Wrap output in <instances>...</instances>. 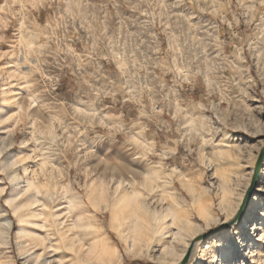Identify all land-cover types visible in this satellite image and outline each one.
Returning a JSON list of instances; mask_svg holds the SVG:
<instances>
[{"label":"rangeland","instance_id":"1","mask_svg":"<svg viewBox=\"0 0 264 264\" xmlns=\"http://www.w3.org/2000/svg\"><path fill=\"white\" fill-rule=\"evenodd\" d=\"M263 146L264 0H0V228L11 221L0 264L55 258L42 253L35 234L48 243L55 207L57 223L73 221V194L86 203L84 221L110 246L108 264H168L162 247L132 249L122 240L110 211L88 204L87 181L101 178L111 191L129 180L147 192L153 179L176 207L182 201L194 213L190 185L200 206L223 218L213 175L231 176L236 205L242 196L237 214ZM12 173L39 182L37 194L27 192L40 203L31 213ZM82 237L80 255L93 234ZM234 249L235 264H264V246L258 262H243L246 250Z\"/></svg>","mask_w":264,"mask_h":264},{"label":"bare ground","instance_id":"2","mask_svg":"<svg viewBox=\"0 0 264 264\" xmlns=\"http://www.w3.org/2000/svg\"><path fill=\"white\" fill-rule=\"evenodd\" d=\"M3 85L4 87L2 89L6 90L7 89L6 85L5 84ZM5 92L6 91H4V93ZM42 159L43 158L41 157V160ZM20 160L22 161V159ZM8 164L10 166L14 163L11 164L8 163ZM8 164L6 165L4 161L2 167L3 166L5 168L9 167ZM29 167L30 166L25 165V163L23 164V168L27 173L28 170H30ZM215 171H217V169H215ZM216 174L217 173L213 175L214 184L217 185L216 198L218 201V207L220 211L224 214L223 218H219V215H217L216 212H214L212 209L209 208L207 209L203 208L204 215L202 217L200 214L202 206H200L201 203L199 200V196L196 193V189L189 187L190 185L186 187V189L188 190V193L190 194L192 201L194 203V213L188 207H186L185 202L182 203L181 201L179 207H176L173 200L169 199L168 195H166L164 191L159 190V186L153 182V179H150L145 183L146 184L145 189L147 188L148 190L147 192L145 190L143 191L142 189L137 188L136 186H134L135 184H133V182L129 180H127L128 186L123 185V180L118 181V183L114 186V188L111 191L108 190V187L110 185H107L108 183L107 180H106L107 181L106 184L104 183V181H102L103 179L99 180L101 178L98 179L99 181L90 180L91 183H88L87 181V184H89L87 187L88 204L94 207L95 209H103L102 210L103 212L110 211L111 227L114 228L120 234L122 240L124 239L128 241V246L132 245L130 248L132 247L134 248L138 245L150 246V247L155 246L156 248L162 247V253L160 252V254H162L163 256L161 257V259L162 258L164 260L167 259V261L170 262L168 264H182L186 256H188V261L185 264H216L217 261H219L220 264H235L237 261L235 260L236 262H234V258H236L238 254L235 253L234 245L232 243H222V241L220 239H217V237H224L229 232L239 231L237 225H240L241 227H246L249 223H251L252 225L253 233H255L257 230H260L261 233L264 234V197H262L259 193H257L262 188H264V183H260L261 180H264V158L260 167L259 175L257 178V188H255V193L251 200L249 212L245 215L239 216L238 219L236 217V211L242 201V196L240 197V199H238L239 201L238 204L236 205L235 195L233 196L234 191L232 192V188L231 186H229L230 184L229 180L231 176L228 177L224 173H222L220 176ZM179 177L183 186L188 185L189 178L186 174L182 172L180 173ZM10 179L12 183L16 185L15 187L19 188L18 191L21 192L22 194L31 192V190L33 192V190L37 188V183L39 185V182L36 183L35 179H33L32 176H28L24 178L22 175L12 173L10 174ZM92 179L95 180L97 179V177ZM45 181H43L44 185H47V187L49 188L48 186L49 184H45ZM21 182L23 184H21ZM53 186L54 185H52V187ZM56 186L53 189V191L56 189ZM63 186H61V188ZM48 188L45 190L46 194L50 193V191L46 192L47 190H50ZM173 188H169V189H173ZM37 190L36 192L34 190V193L37 194ZM64 190H67V193L70 194L68 192L69 188L66 189L64 188ZM193 192L195 193V196L192 195ZM64 193H66V191L63 192V194ZM174 194H176L175 190L169 193V195H174ZM28 195L29 196H27V198L23 200V204L28 208V212L31 213V211H33V206H37L40 203H36L38 198L36 199L34 194L29 193ZM64 195L67 196V194ZM133 197L136 198L135 201H133L132 199ZM14 201H15V196L12 195L9 198V202L12 204ZM67 202L69 203L68 208L71 209V213H70L71 215L69 216H71L72 218L70 217V219L73 220L72 222L69 223L64 222L66 220L65 218H63V221L60 220V223H57L58 219L54 217L55 216L54 212H56L57 210L56 207L51 210L45 205L46 208L53 211L51 212L47 210V212H51L49 217L52 216L54 218L55 221L54 228H56V231L54 229L55 233L49 234L51 235V237L49 238L50 240H48L47 244H46L47 240L42 238L40 232L37 233L38 236L35 234L36 238H38L39 240L41 238V242L39 243L43 244L42 253L49 252V256L52 251L56 253L55 258L50 259L49 262L47 260L45 262L48 264H85L86 261L90 262V264H108L109 262L111 263L112 260L110 259V254H109L110 253L109 250H111V248H109L110 246L108 247L106 244L104 245L103 243H101V239H102L100 237L101 229L99 227H93L91 223L89 224L86 221H84L83 209L81 207V204L82 203L86 204L85 201L81 197L73 194L72 197H70ZM149 203L151 204V206H149ZM43 204L45 203L43 202ZM62 205L65 206L66 209H68L66 207V204H62ZM43 206L41 207L43 208ZM41 207L40 209L36 207V209L38 208L41 211ZM13 210L15 212L18 210V206L16 204L13 205ZM42 213L44 212L42 211ZM65 213H67V211H65ZM195 213L198 216V218L203 221L201 222L202 224L195 221L194 219ZM59 214H61L59 216L61 217L62 213L60 212ZM45 216H46L45 220L43 219L45 223L52 221V219L50 220L47 219V215ZM36 217L39 218L37 215ZM42 217H44V215ZM56 217H58V214L56 215ZM234 219H235V223H232L229 229L204 237V234L207 232L204 226L210 229V227L212 228L211 226L212 223H215L216 226H219L227 222H230ZM38 224L39 222L36 223V225ZM10 226H11L10 219H6V227L0 228L1 240H5L7 238L6 234L8 233V229L10 228ZM41 226L44 227L43 224ZM47 226L46 228L48 227L51 228L50 226H52V224L48 227ZM84 227L85 228L93 227V230L90 232L87 230L84 231L83 230ZM23 229L24 228H21L20 231H22ZM47 231L49 232V230ZM47 231H44V233L45 232L47 233ZM83 234L84 235L93 234V238L91 239L92 242L90 243L88 248L85 249V252L80 255L79 253L81 252L83 246H85V242L83 241V237H82ZM49 235L47 237H49ZM255 244L259 245L260 244L259 240H257ZM35 247L37 248V245ZM217 248L220 249L219 252L215 251V249ZM41 249H42V245H41ZM240 249L246 250L242 258L243 262L246 261L248 258L251 260V262H255V261L258 262L262 259V254H261V250L259 249V246H253L252 241H249L248 247H244L243 242H241ZM59 250L62 251L59 253ZM40 252H36V253H40ZM90 253H94V255H90ZM42 255L44 254H40V255L38 254L37 258H39Z\"/></svg>","mask_w":264,"mask_h":264},{"label":"snow or ice","instance_id":"3","mask_svg":"<svg viewBox=\"0 0 264 264\" xmlns=\"http://www.w3.org/2000/svg\"><path fill=\"white\" fill-rule=\"evenodd\" d=\"M138 143V141H137ZM147 179V178H146ZM260 183H264V180H261ZM262 192H264V188L261 189ZM193 196H195V193H192ZM133 201H135V197L132 198ZM139 207V206H137ZM103 209H97V211H102ZM135 214V213H134ZM201 216L204 215V209L203 206L201 207ZM238 219V217H237ZM235 223V219L232 221ZM225 227H228V225H225ZM237 228L239 231H233L229 232L224 237H217V239H220L222 243H232L235 245L237 249H240V243L243 242L244 247L249 246V241L253 242V246H264V234L261 233L260 230H257L255 233L252 232V225L249 223L246 227H241L240 225H237ZM259 240L260 244L257 245L255 242ZM242 251V249H240ZM215 251L219 252L220 249L217 248ZM90 255H94V253H90ZM115 255V254H113ZM85 264H90V262L86 261ZM216 264H220L219 261L216 262Z\"/></svg>","mask_w":264,"mask_h":264},{"label":"water","instance_id":"4","mask_svg":"<svg viewBox=\"0 0 264 264\" xmlns=\"http://www.w3.org/2000/svg\"><path fill=\"white\" fill-rule=\"evenodd\" d=\"M263 158H264V146L262 147V149H261V151H260V153L258 155V159L256 161V166L254 168V174H253V177H252L251 184H250V186H249V188H248V190H247V192L245 194L244 200L242 202V205L240 206V209L238 210V212L236 214V217H239V216L243 215L246 212L247 205L249 203L250 198L252 197V192H253V189H254V187L256 185V182H257V178H258V175H259V171H260V167H261ZM232 221L227 222V223L222 224V225H219V226H215L213 228H210L204 234V237H207V236L213 235L215 233H218L220 231L228 229L232 225V223H233ZM225 225H228V227H225ZM187 261H188V256H186L184 258L182 264H185Z\"/></svg>","mask_w":264,"mask_h":264}]
</instances>
